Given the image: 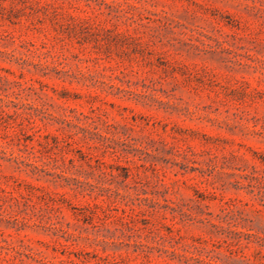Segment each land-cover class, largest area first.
Instances as JSON below:
<instances>
[{
	"label": "rangeland",
	"instance_id": "obj_1",
	"mask_svg": "<svg viewBox=\"0 0 264 264\" xmlns=\"http://www.w3.org/2000/svg\"><path fill=\"white\" fill-rule=\"evenodd\" d=\"M0 264H264V0H0Z\"/></svg>",
	"mask_w": 264,
	"mask_h": 264
}]
</instances>
